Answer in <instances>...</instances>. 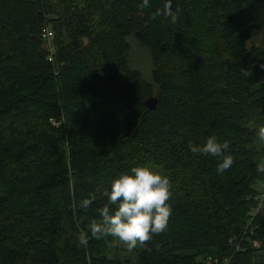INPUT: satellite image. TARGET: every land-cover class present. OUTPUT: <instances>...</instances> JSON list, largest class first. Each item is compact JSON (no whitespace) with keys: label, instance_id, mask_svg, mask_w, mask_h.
Returning a JSON list of instances; mask_svg holds the SVG:
<instances>
[{"label":"trees","instance_id":"16d2710c","mask_svg":"<svg viewBox=\"0 0 264 264\" xmlns=\"http://www.w3.org/2000/svg\"><path fill=\"white\" fill-rule=\"evenodd\" d=\"M263 123L264 0H0V264H125L107 255L114 237L77 235L148 163L172 214L135 264H264ZM211 135L234 157L222 174L190 149Z\"/></svg>","mask_w":264,"mask_h":264},{"label":"clouds","instance_id":"9594fccd","mask_svg":"<svg viewBox=\"0 0 264 264\" xmlns=\"http://www.w3.org/2000/svg\"><path fill=\"white\" fill-rule=\"evenodd\" d=\"M147 5L148 0H144V6ZM256 135L264 141V125L258 127ZM190 149L193 153L219 158L218 173L222 174L234 164V157L225 154L229 149L228 143H220L215 135L209 136L202 147L190 145ZM256 170L264 173V159L257 163ZM170 188L171 182L167 176L146 165L132 167L130 172L113 180L110 192H104L108 202L97 209L100 219H93L87 230L79 231L78 244L86 247L90 232L91 237L97 240L107 236L117 238L129 250L146 245L153 235L161 234L168 228L172 214L168 203ZM94 199V196L84 199L80 207L87 209Z\"/></svg>","mask_w":264,"mask_h":264},{"label":"rangeland","instance_id":"374dc122","mask_svg":"<svg viewBox=\"0 0 264 264\" xmlns=\"http://www.w3.org/2000/svg\"><path fill=\"white\" fill-rule=\"evenodd\" d=\"M135 40L134 39L131 40V43H132L131 45L132 46L134 45L133 50L132 49L130 50V60L132 62L131 64L133 67L141 68V69L139 68L137 69H139L141 72L143 71L144 75L148 78L150 77L151 70H152L151 59L149 57L150 53L149 51H147L145 47L140 45V43L137 40L136 41ZM51 122L53 123V125H57L58 123H61V124L63 123L62 125H65L66 120H64L63 118L62 121L60 122L54 121V120H52ZM262 125H264V123ZM257 143L259 146L264 147V141H261L258 139ZM146 166L150 167L155 172H158L159 174L164 176V173L160 167L150 164V163H148ZM257 189L259 190L260 196L262 197V195H264V183L261 182L257 186ZM134 250L135 249L129 250L125 244H123L117 238H114L113 242L109 246L107 255L112 256V257H118L125 264H135L134 257L136 256V254Z\"/></svg>","mask_w":264,"mask_h":264},{"label":"built area","instance_id":"2783aa9c","mask_svg":"<svg viewBox=\"0 0 264 264\" xmlns=\"http://www.w3.org/2000/svg\"><path fill=\"white\" fill-rule=\"evenodd\" d=\"M42 38L45 41V47L49 51V60H53V55L55 51L54 39L55 31L51 24H45L42 28Z\"/></svg>","mask_w":264,"mask_h":264},{"label":"water","instance_id":"95a60500","mask_svg":"<svg viewBox=\"0 0 264 264\" xmlns=\"http://www.w3.org/2000/svg\"><path fill=\"white\" fill-rule=\"evenodd\" d=\"M165 1H166V3H167L168 7H169L170 9H172L173 6H174V0H165ZM157 102H158L157 97H150V98H148V99L146 100L145 103H146V105H147L149 108L154 109V108L156 107V105H157Z\"/></svg>","mask_w":264,"mask_h":264}]
</instances>
